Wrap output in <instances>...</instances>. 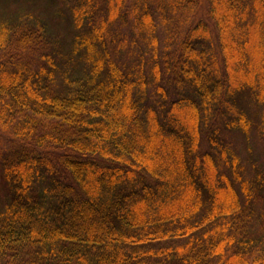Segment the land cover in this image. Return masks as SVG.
<instances>
[{"label":"trees","instance_id":"trees-1","mask_svg":"<svg viewBox=\"0 0 264 264\" xmlns=\"http://www.w3.org/2000/svg\"><path fill=\"white\" fill-rule=\"evenodd\" d=\"M40 46L0 59V264H264V0L0 13Z\"/></svg>","mask_w":264,"mask_h":264},{"label":"rangeland","instance_id":"rangeland-1","mask_svg":"<svg viewBox=\"0 0 264 264\" xmlns=\"http://www.w3.org/2000/svg\"><path fill=\"white\" fill-rule=\"evenodd\" d=\"M26 2L27 0H0V13H2V15H9L11 11L13 10H16V8H18L21 3ZM204 6H206V4H204ZM195 17L196 18H207L205 12L203 9H199L196 11L195 13ZM210 24L212 25L211 21H209ZM49 23L52 25V29L55 33H59L61 35L64 36V33L63 31L60 32V29H62L63 27L59 26L57 24V19L55 18H50L49 20ZM130 26L129 25H123L122 26V30L123 31H127L128 28ZM66 38H68V35H65ZM39 47V46H38ZM41 47V46H40ZM42 47L38 50H36V48L34 49H31V48H28L26 50H8L9 53H6V50H0V59L3 58V57H6L7 55H16L19 57V58H23L25 59L24 61L26 60H29V61H39L40 60V55L42 53ZM121 55H119V59L120 61L124 59L126 60H129V59H132L133 58V55L135 56H138L139 54V49L137 48V46H133L131 49L128 48V46H124V48L122 49L121 51ZM113 55H116V54H113ZM123 57V58H122ZM117 58V56H116ZM56 61H58L61 65V63L63 62L62 59H60V57L57 55L56 57ZM124 61V60H123ZM41 62V61H40ZM234 135V134H232ZM232 135L230 137L231 140H233V143L235 144V148L237 149V151H239V153L241 154L242 158L244 159L245 158V164H249L248 160H247V156H246V152H245V149H246V143H244V141L242 140V138L238 135H235L233 138H232ZM9 142L11 143V137L10 135L7 133V132H3L1 131L0 129V150L3 151L6 146L9 145ZM204 145V148L206 147L205 144ZM260 156H262V154L260 153ZM263 159V157H262ZM258 206V205H257Z\"/></svg>","mask_w":264,"mask_h":264}]
</instances>
